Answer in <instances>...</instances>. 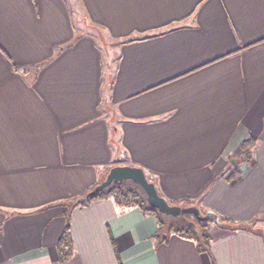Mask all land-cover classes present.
Instances as JSON below:
<instances>
[{"label":"crops","instance_id":"obj_1","mask_svg":"<svg viewBox=\"0 0 264 264\" xmlns=\"http://www.w3.org/2000/svg\"><path fill=\"white\" fill-rule=\"evenodd\" d=\"M78 2L115 41L106 63L64 0H0V264H59L67 214L63 264H264L248 227L209 224L207 255L110 198L69 207L129 165L167 202L237 223L264 214V0Z\"/></svg>","mask_w":264,"mask_h":264},{"label":"trees","instance_id":"obj_2","mask_svg":"<svg viewBox=\"0 0 264 264\" xmlns=\"http://www.w3.org/2000/svg\"><path fill=\"white\" fill-rule=\"evenodd\" d=\"M78 1L79 0H64L71 14V19H72L71 21L73 24V28L75 29V32L77 31L76 29L77 18L75 17L74 4L79 3ZM255 148H256V140L252 138L248 139L242 142L240 145V151L242 152V154L239 156V158L237 159L231 157L229 158V165L232 159L238 160L239 162L235 166H231L230 169L225 174L226 180L228 182H233L237 180L238 166L240 163L247 165L251 163L252 153L255 150ZM145 176L147 180L149 182H152L156 187L155 182L151 180L146 174ZM158 194L160 195L159 192ZM109 198L112 199L118 207L137 208L143 215L152 216L157 222V236L158 234L159 235L162 234L161 236L164 235L165 239H167V236H169L170 234H174L181 238L191 240L195 243L196 250L199 253H205L207 255H210L209 252V244L211 241V236L209 234L210 222H215L216 225L224 227L225 229L228 230H236V228H240V227H232L231 223L233 222H230L227 219L220 218L218 215L216 220L209 219L206 221L195 220L190 215H185L183 217L166 218L158 210L150 207L147 204L146 196L143 190L139 186L133 184L130 181H124L121 184H112L109 187L102 190L101 192H99L94 197L90 198L86 202H82L79 200V198H76L70 202L69 207L71 208L77 206L84 207L94 200L109 199ZM168 204L190 206V205H182L181 202H170V203L168 202ZM65 220L67 222L63 234L61 235L57 244V257L59 264L65 263L72 254V241L70 235L68 214L65 216ZM165 239L163 238L162 241H164Z\"/></svg>","mask_w":264,"mask_h":264},{"label":"water","instance_id":"obj_3","mask_svg":"<svg viewBox=\"0 0 264 264\" xmlns=\"http://www.w3.org/2000/svg\"><path fill=\"white\" fill-rule=\"evenodd\" d=\"M260 137H264V132ZM238 162V160L232 159L225 172H227L231 166H235ZM124 181H130L139 186L146 196L147 204L158 210L166 218L190 215L195 220L199 221L217 219V215L213 212L202 214L196 205L181 206L168 204V202L158 194L155 185L147 180L145 172L141 168L129 165H116L109 168L103 180L86 192L83 197L79 198V200L86 202L110 185L121 184Z\"/></svg>","mask_w":264,"mask_h":264},{"label":"rangeland","instance_id":"obj_4","mask_svg":"<svg viewBox=\"0 0 264 264\" xmlns=\"http://www.w3.org/2000/svg\"><path fill=\"white\" fill-rule=\"evenodd\" d=\"M74 10H75V17L77 18L76 23V29L78 32H89L95 35V37L98 40V45L102 51L104 62L106 63L107 60H110V58H114L116 52V44L115 41L110 39L109 36L102 30L98 29L97 27L93 26L91 22L86 17L85 13L83 12L81 6L79 3L74 4ZM98 30V31H97ZM261 143V142H259ZM237 159V158H235ZM148 176V175H147ZM149 177V176H148ZM150 178V177H149ZM153 180L152 178H150ZM154 181V180H153ZM170 203V202H169ZM200 212L202 214H205L207 212H204V208H200ZM254 214V213H253ZM220 218H223L221 214H218ZM225 219V218H223ZM253 220L246 223H237L233 222L231 223L232 227H248L250 229L259 231V233L264 237V214H261L258 212L257 214H254L252 217ZM209 224H215V222H210Z\"/></svg>","mask_w":264,"mask_h":264}]
</instances>
